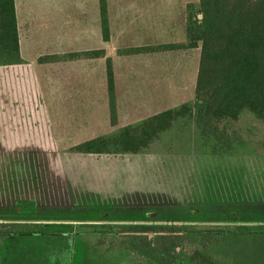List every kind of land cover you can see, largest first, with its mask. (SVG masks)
I'll return each mask as SVG.
<instances>
[{"label": "rangeland", "instance_id": "rangeland-1", "mask_svg": "<svg viewBox=\"0 0 264 264\" xmlns=\"http://www.w3.org/2000/svg\"><path fill=\"white\" fill-rule=\"evenodd\" d=\"M93 1L83 0L88 5ZM58 2L14 0L21 54L35 67L36 59L50 48L42 35L47 22L43 9ZM145 2L140 11L146 29L140 28L141 34L131 43L139 47L122 52L144 47L142 52L162 53L135 66L133 79H141L138 87H118L114 126L100 91L91 112L75 109L80 120L75 124L64 123L66 118L57 109L48 108L55 150L33 137L14 141L1 132L0 223L14 224L18 232L58 235L0 236V264H167L139 253L143 226L264 229V125L250 115L220 125V136L204 129L195 115L179 118L147 149L124 161L97 163L71 151L85 140L117 134L159 112L192 108L199 48H156L187 43V26L200 18L198 0ZM24 23L32 34L26 35ZM37 76L42 85L40 72ZM173 78L180 87L166 83ZM40 91L46 96V87ZM16 202L29 204L34 211H11ZM231 247L232 263L264 264L262 236L253 235Z\"/></svg>", "mask_w": 264, "mask_h": 264}, {"label": "trees", "instance_id": "trees-1", "mask_svg": "<svg viewBox=\"0 0 264 264\" xmlns=\"http://www.w3.org/2000/svg\"><path fill=\"white\" fill-rule=\"evenodd\" d=\"M200 18L186 28L185 45L165 44L157 50L199 48L192 108L180 106L154 114L135 126H125L117 134L81 142L71 151L97 163L124 161L147 149L179 118L197 116L214 136L219 126L250 115L264 125V0H198ZM99 21L103 41L109 39L107 7L99 0ZM135 48L124 53H140ZM102 50L69 53L64 58L103 57ZM57 58V57H54ZM47 57L41 56L38 63ZM106 97L109 121L116 124V102L112 66L105 60ZM5 131L14 141L33 137L55 150L51 127L36 83L32 65L19 53L14 0H0V136ZM17 139V140H16ZM13 212L28 213L34 208L16 202ZM153 214V213H151ZM148 214V217H152ZM104 216V213H103ZM139 253L167 264H234L231 244L253 235L264 238V229L218 225H145ZM57 233L18 232L14 224L0 223V236L41 238ZM150 235V237L148 236ZM215 252V256L211 255ZM228 252V253H227ZM220 261V262H217Z\"/></svg>", "mask_w": 264, "mask_h": 264}, {"label": "crops", "instance_id": "crops-1", "mask_svg": "<svg viewBox=\"0 0 264 264\" xmlns=\"http://www.w3.org/2000/svg\"><path fill=\"white\" fill-rule=\"evenodd\" d=\"M105 2L109 28V39L107 41H103L101 37L99 0H94L90 5L85 4L83 0H71L69 3H65V0L63 2L59 0L57 4L46 5L43 11L47 13L45 16L47 24L45 23L43 26L42 35L49 40L50 48L43 55L48 58L45 62L38 63L37 59L39 57L36 59L37 67L21 54L17 23L20 56L32 65L39 91L40 87H46L47 89L46 96L43 92L40 91V93L48 120V108H51L57 109L59 111H57L58 115H63L66 118L64 123L68 125L75 124L80 122L75 117L77 116L75 109L87 108L91 112V109L96 107L93 100L96 95H99L100 91L105 94L104 100H107L106 58H109L111 62L115 100L117 101L118 87H138L139 83L141 84V79H133V72H135V66H139V61L146 58L150 60L151 57L160 56L162 53L154 51L126 54L122 52L124 49L139 47L133 46L131 43L136 39V35L141 34L140 28L146 29V24L141 23L142 14L140 11L146 3L145 0H105ZM56 18H58L57 22L55 21ZM139 21L140 24H136ZM130 27H133L135 31L131 30ZM23 28L28 32L26 35L32 34L30 25L26 24L25 26L24 23ZM99 38H101V47L99 46ZM146 45L153 46L157 44H144L141 46ZM93 50H102L104 52L103 57L92 59L83 57L64 58L69 53H82ZM134 60H138V62L133 63ZM179 66L175 67L176 74L179 72ZM39 72L42 85L37 76ZM172 72L173 69L170 68L168 73L172 75ZM139 77L141 78V75ZM163 82H165V79ZM178 82L179 80L176 81L174 78L166 80L167 84L180 87Z\"/></svg>", "mask_w": 264, "mask_h": 264}]
</instances>
